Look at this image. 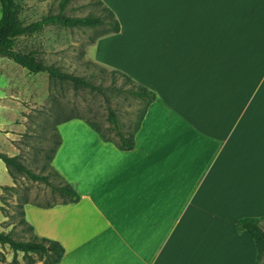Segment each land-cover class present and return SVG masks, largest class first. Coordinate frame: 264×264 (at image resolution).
I'll use <instances>...</instances> for the list:
<instances>
[{
  "label": "crops",
  "instance_id": "1",
  "mask_svg": "<svg viewBox=\"0 0 264 264\" xmlns=\"http://www.w3.org/2000/svg\"><path fill=\"white\" fill-rule=\"evenodd\" d=\"M100 1L119 31L92 59L155 98L127 152L58 125L51 166L79 200L25 205L33 234L56 264H256L234 222L264 215V0Z\"/></svg>",
  "mask_w": 264,
  "mask_h": 264
},
{
  "label": "rangeland",
  "instance_id": "2",
  "mask_svg": "<svg viewBox=\"0 0 264 264\" xmlns=\"http://www.w3.org/2000/svg\"><path fill=\"white\" fill-rule=\"evenodd\" d=\"M15 1L20 21L27 24L58 13L61 0ZM112 1L119 16H123L120 13L125 12L122 8L126 0H108L111 4ZM100 11L98 0H70L65 15L85 17L98 15ZM106 28L105 25L93 28L49 25L31 37L20 38L16 45L18 50H35L39 61L100 85V92L87 89L74 91L70 86L52 88L46 73L30 74L11 60L0 57V153L18 156L28 170L45 176L48 182L31 180L25 173H15L13 181L0 160V231L12 230L14 237L26 240L29 231L19 223L22 204L28 202L45 206L63 200L51 189L52 185L63 183L53 172L47 157L49 149L54 146L51 122L55 114L61 112L62 117L79 115L89 119L109 137L113 136L109 132L112 126L108 120L109 108L114 111L122 131L131 132L136 125L144 102L119 93L117 87L128 89L131 84H127L120 75L110 74L111 68L95 62L91 56L95 38ZM4 186L14 188L5 190ZM13 256L8 246H0V264H14ZM16 261L17 264H24L20 253L16 255Z\"/></svg>",
  "mask_w": 264,
  "mask_h": 264
},
{
  "label": "trees",
  "instance_id": "3",
  "mask_svg": "<svg viewBox=\"0 0 264 264\" xmlns=\"http://www.w3.org/2000/svg\"><path fill=\"white\" fill-rule=\"evenodd\" d=\"M70 0H61L59 4V12L54 15H47L40 18L37 21H33L24 24L18 17V5L15 0H0V57L11 60L16 65L26 69L30 74L46 73L48 76L49 84L52 88L70 86L74 91L79 89H87L90 91L100 92V85H96L89 79L77 76L72 73L61 71L54 65H48L36 58L35 50H18L16 48L17 41L20 38H28L36 33L40 32L44 27L49 25H61L67 28H93L99 25H105L107 28L99 34L95 40L99 37L109 34L117 33L119 31V23L115 19L113 13L106 8L100 0L98 4L101 5V11L98 15H90L85 17H69L65 15L66 6ZM94 43V42H93ZM110 74L113 76L120 75L125 79L127 84H131L128 89L117 87L119 93H124L129 96L135 97L144 102V108L139 116V119L134 125L131 132H124L118 125V120L114 111L108 109V120L112 125L109 132H112L113 136L109 137L105 131L96 123L89 119H85L79 115H72L62 117L61 112H58L53 121L51 127L54 131V146L49 149L47 154L48 162L51 166L53 156L60 145L61 138L57 131L58 125L61 123L80 119L83 120L91 129L97 132L104 142L114 144V146L122 151H129L134 148V135L137 132L140 122L144 116L147 105L154 100L155 94L145 87L135 83L128 75L118 71L112 70ZM117 138L115 140V138ZM0 160L4 163L7 173L14 181L16 179L15 173H25L31 180L47 182V178L43 175H35L28 170L20 161L18 156H8L0 153ZM54 173L55 170L51 166ZM57 174V173H56ZM58 175V174H57ZM5 190H12L14 187L4 186ZM53 192L60 195L63 198L62 202L56 204H47L45 206H38L42 208H51L56 205H65L70 203H76L79 200V195L69 185L64 184L60 186H51ZM28 202L22 204L21 218L19 223L23 225V228L29 231V236L26 240L17 239L14 237L13 231L8 232L0 231V246H8L14 254L13 263L17 264L16 255L22 253V259L24 264H35L41 262L42 264H56L58 263L64 253L62 245L53 240L38 238L32 232V227L26 222L24 217V206L28 205ZM32 205V204H31ZM2 210V209H1ZM235 223V231L237 233L246 232L254 241L257 251V263L264 264V215L261 217H245L237 220Z\"/></svg>",
  "mask_w": 264,
  "mask_h": 264
}]
</instances>
